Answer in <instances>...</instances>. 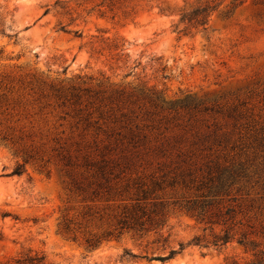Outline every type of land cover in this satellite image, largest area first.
Instances as JSON below:
<instances>
[{
	"label": "rangeland",
	"instance_id": "1",
	"mask_svg": "<svg viewBox=\"0 0 264 264\" xmlns=\"http://www.w3.org/2000/svg\"><path fill=\"white\" fill-rule=\"evenodd\" d=\"M122 200L158 229L118 235ZM243 232L264 250V0H0L3 264H248Z\"/></svg>",
	"mask_w": 264,
	"mask_h": 264
},
{
	"label": "trees",
	"instance_id": "2",
	"mask_svg": "<svg viewBox=\"0 0 264 264\" xmlns=\"http://www.w3.org/2000/svg\"><path fill=\"white\" fill-rule=\"evenodd\" d=\"M216 10V8L211 7H204L201 9H198L194 11L191 14L185 15L181 19V24L187 25V27L192 28H200V27H207V25L210 22V17L212 13ZM96 174L101 175L102 177L106 176V172L103 169H100L97 171ZM107 201H113V200H107ZM124 202L129 201L128 204H125V206L122 209V212L118 216L117 224H116V231L118 232V235H123L124 233H134V234H145L150 233L152 231H155L158 229L161 221V212L157 210V204L153 205L155 208L152 212L148 213L145 207L142 206V203L144 200H122ZM186 211L188 213H196L198 218L204 222L207 218L205 217L204 212H197L200 211L199 208H196L197 206H201L202 209H204L205 205H208V200H202L200 203H193L189 204ZM202 211V210H201ZM234 212L233 209L227 210V213L225 216H228L232 218V213ZM223 226L227 227L229 225V220H221ZM242 225V223H240ZM233 228L227 227L225 234L220 237H216V243L220 244L223 243V245H226L230 243L233 240ZM241 237L239 239V243L244 246L247 250L253 252L254 259L248 263V264H264V250H258L259 244L256 240H253L252 235L247 232H243L240 234ZM199 242V239L194 240V242ZM185 249L184 245H181V248L179 251L172 250L170 252L169 256L166 257H160L155 260H159L161 262H166L169 260L174 259L178 254L183 252ZM39 259H28V260H20L19 264H33ZM0 264H3L0 261Z\"/></svg>",
	"mask_w": 264,
	"mask_h": 264
}]
</instances>
